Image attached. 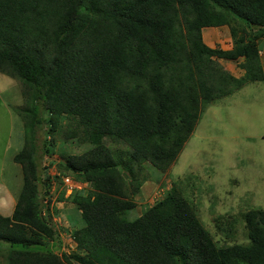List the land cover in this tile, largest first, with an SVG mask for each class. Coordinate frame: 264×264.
Instances as JSON below:
<instances>
[{
	"label": "trees",
	"instance_id": "trees-1",
	"mask_svg": "<svg viewBox=\"0 0 264 264\" xmlns=\"http://www.w3.org/2000/svg\"><path fill=\"white\" fill-rule=\"evenodd\" d=\"M222 26L230 50L204 42V29ZM263 42L264 0H0V73L21 84L24 99L13 109L24 124L14 158L23 187L13 214L0 213V264H264L263 208L242 214L247 243L231 245L176 187L129 216L144 165L167 170L203 108L264 81ZM214 57L243 58L244 75ZM75 143L86 148L69 154ZM56 153L60 185L91 187L67 198L84 220L64 231L77 247L62 255L53 219L64 211L41 193L52 179L43 183L41 161Z\"/></svg>",
	"mask_w": 264,
	"mask_h": 264
},
{
	"label": "rangeland",
	"instance_id": "rangeland-1",
	"mask_svg": "<svg viewBox=\"0 0 264 264\" xmlns=\"http://www.w3.org/2000/svg\"><path fill=\"white\" fill-rule=\"evenodd\" d=\"M204 42L213 48H232L227 26L204 29ZM214 59L227 74L236 77L244 74L239 67L243 59ZM261 61L264 67V49ZM23 102L21 84L0 73V213L4 216L12 215L23 187L22 167L14 157L24 145V124L12 109L21 107ZM39 136L40 139L46 137L43 132ZM85 148L86 144L74 145L68 146L67 151L80 154ZM212 159L219 160L222 170L218 173L210 162ZM60 161L64 158L56 153L45 156L40 165L43 183L47 176L52 178L50 183L42 185V196L52 198L53 202L60 197L63 188L67 190L65 184L60 185L55 178L59 174ZM152 169L150 164L144 165L140 178L147 179L136 187L132 196L137 207L129 212L131 219L139 217L142 210L164 199L166 193L176 187L189 197L198 217L216 240L230 245L247 243L242 214L253 208L264 209V81L250 82L234 94L203 108L195 132L176 162L162 173ZM58 209H63L64 214L53 219V223L62 233L63 247L56 250L62 255V250L77 247L64 231L80 226H74L66 215L69 213L76 220L80 213L72 208L65 209L61 203Z\"/></svg>",
	"mask_w": 264,
	"mask_h": 264
},
{
	"label": "clouds",
	"instance_id": "clouds-1",
	"mask_svg": "<svg viewBox=\"0 0 264 264\" xmlns=\"http://www.w3.org/2000/svg\"><path fill=\"white\" fill-rule=\"evenodd\" d=\"M219 27H216V28H214V29H218ZM203 35H204V30H203ZM203 38H204V36H203ZM209 39H210V37H209ZM263 49H264V42H263ZM210 47V46H209ZM213 48V47H212ZM232 48H233V43H232ZM231 48V49H232ZM224 50V49H223ZM230 50V49H229ZM260 56H261V52H260ZM240 59H243V58H240ZM239 60V59H238ZM230 61H233V60H230ZM263 69H264V67H263ZM245 73V72H244ZM244 75V74H243ZM242 75V76H243ZM233 76H235V75H233ZM236 77V76H235ZM237 77H241V76H237ZM223 99V98H222ZM23 104H24V102H23ZM22 104V105H23ZM14 108H17V107H13L12 109H14ZM197 127V126H196ZM195 132V131H194ZM193 135V134H192ZM192 137V136H191ZM190 137V138H191ZM189 138V139H190ZM188 142V141H187ZM186 142V143H187ZM74 145H77V146H79L80 144H77V143H75ZM74 145H72V146H74ZM23 147H24V145H23ZM184 148H185V146H184ZM23 149V148H22ZM20 153V152H19ZM16 156V155H15ZM15 158V157H14ZM215 166H216V171H217V173L219 172V171H221L222 170V168H220V166H219V162H216L215 163ZM65 181H66V183H65ZM64 184H65V186H66V188H67V190L65 189V188H63V190L61 191V194L62 193H64V199L65 200H62L60 197H61V195H60V197L59 198H57L56 199V201L54 202V203H56L57 205H59L60 203L61 204H63L64 205V207H65V209H69V208H72V209H74V210H77V211H79V213H80V217L79 218H77L76 220H73V218H72V220H69L73 225L75 224H79L80 225V227L83 225V220H84V218H83V215H82V212H81V210L75 205V204H73V203H71V202H68V200H67V198L68 197H70L73 193H74V191H76V190H84V191H88V190H91V187H90V185L89 184H87V183H81V182H77V181H75V180H73L72 178H64ZM63 186V185H62ZM67 193V195H66V197H65V194ZM160 201V200H159ZM17 202H18V200H17ZM17 202H16V204H15V207H16V205H17ZM14 210H15V208H14ZM131 211V210H130ZM250 211V210H249ZM14 212V211H13ZM44 213V212H43ZM13 214V213H12ZM68 215H70L69 213H68ZM11 216V215H10ZM71 216V215H70ZM141 216V215H140ZM72 217V216H71ZM55 218H57V217H55L54 216V220H56ZM138 218V217H137ZM134 220V219H133ZM78 221V222H77ZM70 222H69V224H70ZM245 222V221H244ZM74 225V226H75ZM78 226V225H77ZM70 233H72L73 231L71 230V231H69ZM59 233H60V230H59ZM66 234V233H65ZM71 237V236H70ZM72 239V238H71ZM72 241H73V239H72ZM73 243H74V241H73ZM75 249L72 247L71 248V250L70 249H64V250H62L63 252H65V253H70V252H72V251H74Z\"/></svg>",
	"mask_w": 264,
	"mask_h": 264
},
{
	"label": "crops",
	"instance_id": "crops-1",
	"mask_svg": "<svg viewBox=\"0 0 264 264\" xmlns=\"http://www.w3.org/2000/svg\"><path fill=\"white\" fill-rule=\"evenodd\" d=\"M215 30V29H214ZM213 36H217V34H213ZM211 38V37H210ZM64 214V213H63ZM66 217L70 218L72 220V217L70 215H66ZM56 219V218H55Z\"/></svg>",
	"mask_w": 264,
	"mask_h": 264
}]
</instances>
